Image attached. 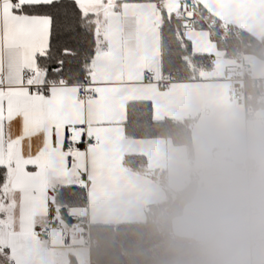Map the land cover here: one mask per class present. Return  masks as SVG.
Returning <instances> with one entry per match:
<instances>
[{"label":"snow or ice","instance_id":"6c2138e0","mask_svg":"<svg viewBox=\"0 0 264 264\" xmlns=\"http://www.w3.org/2000/svg\"><path fill=\"white\" fill-rule=\"evenodd\" d=\"M241 33L264 0H0V264H61L78 202L125 180L132 106L155 123Z\"/></svg>","mask_w":264,"mask_h":264},{"label":"clouds","instance_id":"9594fccd","mask_svg":"<svg viewBox=\"0 0 264 264\" xmlns=\"http://www.w3.org/2000/svg\"><path fill=\"white\" fill-rule=\"evenodd\" d=\"M201 162L159 221L161 264H264V125L207 126Z\"/></svg>","mask_w":264,"mask_h":264},{"label":"crops","instance_id":"0c3cea01","mask_svg":"<svg viewBox=\"0 0 264 264\" xmlns=\"http://www.w3.org/2000/svg\"><path fill=\"white\" fill-rule=\"evenodd\" d=\"M242 59L249 64L248 76L252 81H261L264 85V59L250 54L242 55ZM235 63L236 60L230 58L221 60L216 67L212 64L213 79L188 91L167 108L156 109L155 120L191 119L192 157H187L186 147L173 145L170 139L147 138L127 142L125 145L129 152L127 155L143 156L147 162V171L136 172L123 164L124 182L114 188L101 202L91 197L76 216L85 220L64 225L62 227L64 239L57 241L52 252L60 251L66 258L73 255L78 264V255L81 251L83 257L86 253L90 264L89 244L82 236V232L87 229L84 228V223L88 226L144 221L147 206L162 201L166 196V190L158 182L161 175L165 176L168 185L166 189L171 193L177 192L188 182L192 171L201 162L205 150L202 133L207 126L211 124L223 130L249 122L264 125V92L256 100L262 104V111L252 106L250 103L252 96L247 90L245 107L231 100L229 77L233 74ZM246 109L255 111L254 118L247 117ZM257 113L263 116L257 117ZM69 228H73L74 231L70 232Z\"/></svg>","mask_w":264,"mask_h":264},{"label":"trees","instance_id":"16d2710c","mask_svg":"<svg viewBox=\"0 0 264 264\" xmlns=\"http://www.w3.org/2000/svg\"><path fill=\"white\" fill-rule=\"evenodd\" d=\"M237 54H250L264 59V40L257 41L251 36L241 33L239 39L230 40L227 55L230 58ZM205 67L212 68L211 61L205 62ZM261 82V81H260ZM245 88L252 98L250 103L254 108L262 111V104L257 103L264 92V85L246 82ZM264 105V104H263ZM150 109L144 105H134L130 110V123L127 128L130 137L137 139L164 138L170 139L173 145L186 147L187 157L193 155L191 119L175 120L164 118L152 123L149 119ZM146 159L141 155H126L124 166L136 171L146 172ZM2 172V170H0ZM190 179V178H189ZM159 184L166 190L165 198L147 206L146 218L142 222H126L119 224H90L84 223L89 233L90 264H161L163 234L159 221L166 215L183 187L171 193L165 176L158 179ZM81 205L85 201L78 202ZM67 219V218H66ZM84 221V218L68 220L67 224ZM69 264H77L73 255L68 257Z\"/></svg>","mask_w":264,"mask_h":264},{"label":"built area","instance_id":"2783aa9c","mask_svg":"<svg viewBox=\"0 0 264 264\" xmlns=\"http://www.w3.org/2000/svg\"><path fill=\"white\" fill-rule=\"evenodd\" d=\"M239 31L238 29L233 28L232 32L235 33ZM230 57L227 55L222 60H228ZM236 60V63L233 67V74L231 77H229V84H230V96L231 100L238 105H242L245 107L246 99L248 98V95L246 94V88L245 84L246 82H253L252 79L248 76L249 71V64L246 63L242 59L241 54H237L236 57H234ZM212 63V62H211ZM213 64V63H212ZM256 82V81H254ZM258 85H263L262 82L258 81L256 82ZM246 115L247 117H253L255 116V111L253 109H246ZM82 236L86 241H89V233L88 230H84L82 232Z\"/></svg>","mask_w":264,"mask_h":264},{"label":"rangeland","instance_id":"374dc122","mask_svg":"<svg viewBox=\"0 0 264 264\" xmlns=\"http://www.w3.org/2000/svg\"><path fill=\"white\" fill-rule=\"evenodd\" d=\"M70 232H73L74 229L73 228H69ZM82 240H80L81 242ZM87 252V250H85ZM53 258L59 259L61 264H69L68 263V258L64 257V255H62V253L60 251H53ZM78 264H88V258L86 257V253H85V257H83L82 252L80 251L79 255H78Z\"/></svg>","mask_w":264,"mask_h":264},{"label":"water","instance_id":"95a60500","mask_svg":"<svg viewBox=\"0 0 264 264\" xmlns=\"http://www.w3.org/2000/svg\"><path fill=\"white\" fill-rule=\"evenodd\" d=\"M248 36H251L253 39L257 40V41H263L264 40V35H256L254 33H244ZM263 114L261 113H257V117H262Z\"/></svg>","mask_w":264,"mask_h":264}]
</instances>
